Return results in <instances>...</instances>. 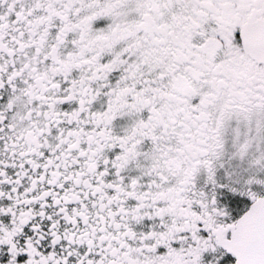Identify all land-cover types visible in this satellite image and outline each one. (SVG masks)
Segmentation results:
<instances>
[{
	"label": "snow or ice",
	"instance_id": "snow-or-ice-1",
	"mask_svg": "<svg viewBox=\"0 0 264 264\" xmlns=\"http://www.w3.org/2000/svg\"><path fill=\"white\" fill-rule=\"evenodd\" d=\"M0 264H264V0H0Z\"/></svg>",
	"mask_w": 264,
	"mask_h": 264
}]
</instances>
